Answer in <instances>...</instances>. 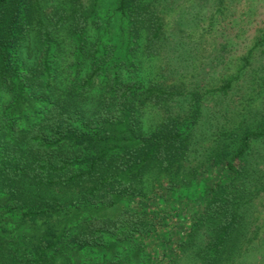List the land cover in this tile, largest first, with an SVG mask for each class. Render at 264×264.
I'll return each mask as SVG.
<instances>
[{
  "label": "trees",
  "instance_id": "obj_1",
  "mask_svg": "<svg viewBox=\"0 0 264 264\" xmlns=\"http://www.w3.org/2000/svg\"><path fill=\"white\" fill-rule=\"evenodd\" d=\"M101 2L0 0V264H244L264 120L202 142L196 87L173 113L178 85L125 77L164 47L161 9Z\"/></svg>",
  "mask_w": 264,
  "mask_h": 264
},
{
  "label": "rangeland",
  "instance_id": "obj_2",
  "mask_svg": "<svg viewBox=\"0 0 264 264\" xmlns=\"http://www.w3.org/2000/svg\"><path fill=\"white\" fill-rule=\"evenodd\" d=\"M149 1L161 9L167 37L156 55L138 49L132 56V70L125 72L126 80L144 86L155 81L178 85L174 89L180 94L173 113L190 108L188 92L196 87L203 104L199 132L206 144L226 128L240 136L249 128L259 130L264 120V0ZM110 3L102 0V13ZM72 59L71 53H65L64 66H70ZM230 81L232 87L227 92L220 89ZM140 114L143 128L149 132L164 113L146 107ZM253 151L264 154V140L254 142ZM253 167L257 168L255 179L264 180V155ZM254 198L249 214L253 216L251 230L256 231L255 250L242 257L244 264H264V192H255ZM12 219L16 221L17 216Z\"/></svg>",
  "mask_w": 264,
  "mask_h": 264
}]
</instances>
